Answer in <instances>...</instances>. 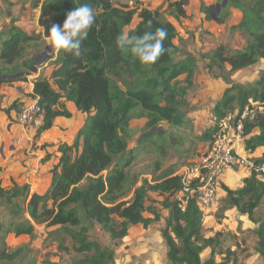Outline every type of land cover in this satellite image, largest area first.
<instances>
[{
    "label": "trees",
    "instance_id": "16d2710c",
    "mask_svg": "<svg viewBox=\"0 0 264 264\" xmlns=\"http://www.w3.org/2000/svg\"><path fill=\"white\" fill-rule=\"evenodd\" d=\"M29 1L40 9L44 29L39 33H28L11 26L1 31L0 89L4 83L11 82L9 77L18 73H23L18 80H25L37 65L36 55L49 45L44 37H48L51 26H62L69 11L89 4L96 11V19L83 41V54L76 58L61 52L54 60L52 77H38L33 87V96L38 97L44 115L39 132L51 128L57 116L71 115L67 102L75 103L89 116L72 144L59 145L60 156L52 169V183L46 192L29 194L27 185L10 188L0 185V204L12 217L9 225L0 221V240L10 231L16 236L35 235V224L23 214V207L18 202L25 197V212L35 222L62 227L78 242V251L91 252L77 264H115L114 251L91 241L87 235L89 230L99 224L117 240L127 236L135 224L149 227L161 220L158 206L149 203V193L153 192L165 195L160 204L167 210L168 217L162 235L171 264H237L230 249L226 250L222 261L216 259L221 232L209 237L205 235V213L197 194L189 200L185 210L174 199V194L181 190L182 179L173 170L164 171L153 181L144 179L134 190L133 197L125 199L129 171L137 155L130 147V119L134 115L148 117L147 129L164 123L174 127L184 125V114L180 110L187 106V93L196 64L192 57L178 59L181 47L175 43L176 26L156 10L128 8V5H117L113 0H25ZM229 4L244 12L241 24L233 28L248 32L247 43L241 49H228L220 44L210 49L206 57L209 68L217 67L223 71L229 66L228 72L232 73L264 60V0H229ZM183 5L184 0L170 3L177 20L187 16ZM210 10L207 8L206 12ZM135 14L140 21L129 31L130 35L142 36L146 31L154 33L160 27L168 33L164 41L165 55L151 67L142 65L130 50L122 52L116 45L117 36L132 23ZM53 56L51 50L47 61ZM133 73L141 78L140 83L128 81ZM183 74H187L186 85H181L179 79ZM121 82L127 89L119 84ZM118 84L122 95L113 90ZM251 100L257 101L261 109H255ZM247 107L256 112V117L244 125L245 148L253 153L264 147V75L250 86L227 88L213 107L215 123L200 139L213 141L222 118L229 112H241ZM149 138L146 135L142 143ZM252 158L264 163V151L261 156ZM221 186L226 193L224 208H236L257 223L254 229L257 251L264 264V219L255 220L264 199V180L252 172L240 188ZM207 248H210V256L203 262L201 255ZM19 255L20 251H13L4 243L0 249V264H13Z\"/></svg>",
    "mask_w": 264,
    "mask_h": 264
},
{
    "label": "rangeland",
    "instance_id": "374dc122",
    "mask_svg": "<svg viewBox=\"0 0 264 264\" xmlns=\"http://www.w3.org/2000/svg\"><path fill=\"white\" fill-rule=\"evenodd\" d=\"M119 1L122 2V0ZM174 1L176 0H125L123 4L128 5V8L150 7L158 11L161 16L172 18L176 11L171 8L170 3ZM215 1L213 6L210 5L212 8L209 13L206 12L207 15L204 11L202 14L200 11H195L178 22L170 19L178 30L176 41L181 47L178 59L192 57L196 64L192 85L187 93V106L180 110L184 114V125L174 127L164 123L147 129L148 117L134 115L130 119L129 130L132 134L130 147L137 151V155L129 171L128 194L125 199L133 197L134 190L142 184L144 179L153 181L166 170H173L175 174H178L195 163L209 144V142L202 141L200 136L215 123L213 107L216 101L230 86L247 87L256 83L264 75V60L262 59L232 73L228 72L229 66H226L223 71L217 67L209 68L206 54L210 49L220 44L228 49H241L248 40V32L242 28H233L241 24L245 16L244 12L242 11L243 17L240 22L230 27V25H225L223 17L231 6L229 0L225 5H223L224 0ZM39 10L32 5L31 1L0 0V33L11 26L28 31H31V27L39 26L40 28L43 26L39 21L40 17L36 18ZM137 21L138 16H134L132 23L126 26L124 31L129 32L137 25ZM186 78L187 74L179 77L181 85H186ZM140 79L137 73H133L128 81L138 84ZM119 84L127 89L123 82ZM119 84L113 86V90L118 93ZM251 101L255 109H261L257 101ZM146 135L150 138L142 143ZM231 138L235 139L232 135ZM242 139L244 141V137ZM243 144L245 145L244 142ZM230 169L233 176H236L239 170H244L242 167ZM242 183H244L243 177L239 180L237 178L235 182L229 180L224 182L219 179V188L214 202L210 207L202 209L205 213L204 232L208 237L221 232L220 243L216 246L218 261H222L227 254L226 250L230 249L234 253L232 259L238 260L237 264H263V259L257 251V237L254 232L257 223L237 210L225 209V197L218 196V192L224 191L222 184L239 188ZM149 196V203H155L162 215L161 220L152 223L149 227L135 224L130 228L127 236L117 240H114L110 233L99 224L89 230L87 235L91 241H97L101 246L114 251L115 264H171L167 256L168 246L162 235L168 217L167 210L160 204L165 195L150 192ZM18 202L23 207V214L35 224L36 232L33 237H30L16 236L13 231H10L4 239L0 240V249L5 243L11 250L20 251V255L13 264L20 262L77 264L84 257L91 255V252L78 251V242L62 227L48 226L47 222H35L25 212L27 198L21 197ZM146 215L151 216L149 213ZM261 219H264V199L255 214V220ZM0 221H5L7 225L12 221L8 210L1 204ZM209 256L210 248H207L201 255L202 261L206 262Z\"/></svg>",
    "mask_w": 264,
    "mask_h": 264
},
{
    "label": "crops",
    "instance_id": "0c3cea01",
    "mask_svg": "<svg viewBox=\"0 0 264 264\" xmlns=\"http://www.w3.org/2000/svg\"><path fill=\"white\" fill-rule=\"evenodd\" d=\"M113 1L117 5H124L123 2L125 0H122V2L119 0ZM215 2V0H184L183 6L188 16L195 11H200L201 14L204 11L205 13H203L207 15L206 9L212 8L211 6ZM38 12L39 14L36 15L37 19L40 17V10ZM134 16H138V14ZM185 17H180L177 20L173 16L167 19L174 24L170 19L178 22ZM223 17L225 25H230L231 27L240 22L243 12L240 8L230 6ZM139 21L140 18L138 16L137 22ZM31 28V31L23 30L28 33H39L44 29V26ZM44 40L48 43L47 37H44ZM175 43L179 45L176 39ZM245 45L246 42L243 46ZM56 56L54 54L51 60L37 64V71L33 70L25 80L10 79L11 82L4 83L0 89V185L2 187L10 188L14 185H27L29 194L46 192L52 183V169L60 156L59 145L65 142L72 144L79 130L87 121L89 114L80 111L73 102H67L66 104L67 109L71 113L70 116H57L54 119L53 126L41 132L23 127L16 120L21 103L33 96L34 81L42 75H46L49 78L52 77ZM243 142V139L234 141L240 154L248 157L262 155L264 147H260L251 153L245 149ZM230 171L231 169L223 174L220 180L235 182L237 178L239 180L241 177L244 179L247 177L244 170H239L236 176H233L232 171ZM218 196L224 198L226 196L225 191L218 192ZM231 210L237 209L232 208Z\"/></svg>",
    "mask_w": 264,
    "mask_h": 264
},
{
    "label": "built area",
    "instance_id": "2783aa9c",
    "mask_svg": "<svg viewBox=\"0 0 264 264\" xmlns=\"http://www.w3.org/2000/svg\"><path fill=\"white\" fill-rule=\"evenodd\" d=\"M255 117L256 112L248 107L241 112H229L219 122L213 141L207 145L201 157L177 174L182 179V187L173 197L183 210L194 194H197L202 209L210 207L219 188L220 177L230 168L242 167L247 175L255 172L264 180V163L256 162L252 156L240 154L234 143L242 139L245 123ZM16 120L23 127L35 131L43 127L44 115L37 96L21 103Z\"/></svg>",
    "mask_w": 264,
    "mask_h": 264
},
{
    "label": "clouds",
    "instance_id": "9594fccd",
    "mask_svg": "<svg viewBox=\"0 0 264 264\" xmlns=\"http://www.w3.org/2000/svg\"><path fill=\"white\" fill-rule=\"evenodd\" d=\"M95 19L96 11L89 4L69 11L62 26L53 24L49 30L47 40L52 52L55 55L64 52L79 58L83 54V41ZM148 24L150 27L151 21ZM167 38V30L163 27L157 28L154 33L146 31L142 36H133L123 31L117 36L116 45L122 52L130 50L142 65L151 67L165 55L164 41Z\"/></svg>",
    "mask_w": 264,
    "mask_h": 264
},
{
    "label": "water",
    "instance_id": "95a60500",
    "mask_svg": "<svg viewBox=\"0 0 264 264\" xmlns=\"http://www.w3.org/2000/svg\"><path fill=\"white\" fill-rule=\"evenodd\" d=\"M226 3H227V0H224L223 5H225ZM51 50H52V49L50 48V46L47 45V46L45 47L44 52H42L41 54L36 55V57L34 58L35 61H36V63H37V64H41V63L47 61L48 56H49V52H51ZM33 70H34V71H37V65H35V66L33 67ZM22 75H23V73L21 72V73H18V74H16V75H14V76L9 77V79H17V78L21 77Z\"/></svg>",
    "mask_w": 264,
    "mask_h": 264
}]
</instances>
